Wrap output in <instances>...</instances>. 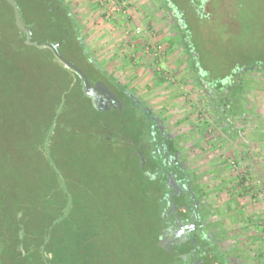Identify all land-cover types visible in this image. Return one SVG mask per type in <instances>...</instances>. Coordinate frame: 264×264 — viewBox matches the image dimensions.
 <instances>
[{
	"label": "rangeland",
	"instance_id": "1",
	"mask_svg": "<svg viewBox=\"0 0 264 264\" xmlns=\"http://www.w3.org/2000/svg\"><path fill=\"white\" fill-rule=\"evenodd\" d=\"M64 1L80 26L84 48L93 63L127 86L138 105L146 108L174 140L200 201L207 207L208 220L240 248L242 258L249 254L248 264H264V164L235 155L225 157L219 147L226 124L248 127L264 119V0H122L121 6H113V12L111 3L102 7L100 0ZM9 17V10L0 7L3 264L11 262L1 256L7 246L2 235L10 228L5 216L18 204L29 211L35 208L47 175V165L35 149L33 123L50 113L57 98L48 94L49 87L56 88L69 78L50 57L42 62L43 57L34 51L19 55L2 43L3 37H15L8 26ZM157 46L165 52L162 58L145 53V47ZM62 54L72 61L69 49ZM83 61L76 62L83 65ZM133 112L144 125L150 124L143 111L135 108ZM99 120L124 139L138 130L134 122L115 114L96 113L83 100L81 109L68 111L63 119L55 151L75 163L65 168V176L72 177L78 165L89 169L93 162L98 172L107 175L110 170L115 172V166L116 170L120 167L119 183L123 184L130 174V148L126 144L115 146L116 140L113 148L92 143L88 127L83 129L82 125L87 121L92 128ZM144 138V144L157 149L147 133ZM88 154L91 161L85 158ZM220 154L223 157L217 159Z\"/></svg>",
	"mask_w": 264,
	"mask_h": 264
},
{
	"label": "trees",
	"instance_id": "2",
	"mask_svg": "<svg viewBox=\"0 0 264 264\" xmlns=\"http://www.w3.org/2000/svg\"><path fill=\"white\" fill-rule=\"evenodd\" d=\"M15 1L25 24L31 29L33 41L60 44L62 56L63 50L69 49L73 54L71 62L83 70L91 83L103 81L113 90L125 112L98 110L83 94L77 77L60 65L49 50L26 46L16 28L13 7L0 0V7L9 10L8 26L15 34L14 39L3 37L2 43L19 55L34 51L43 57L42 62H47L50 57L69 77L67 82L55 85L56 88L49 87L48 94L57 95V98L50 113L33 123L35 149L47 165L44 188L39 189L40 199L35 208L29 211L28 207L18 204L5 216L10 228L5 231L8 232L5 236L2 235L7 246L2 248L1 256L10 258V264H175V257L159 247L158 243L167 224L164 214L170 203L183 204L187 200L172 195L167 184L166 172L169 169L164 163V156L156 152L161 147V140L151 117L153 115L138 105L127 86L93 63L84 48L80 26L69 4L64 0ZM181 32L183 37L188 38L183 30ZM80 58L84 60L83 65L76 62L82 61ZM10 60L13 61V58ZM195 62L198 63L197 59ZM83 100L96 113L115 114L126 122L136 124L137 132H132L128 139L107 129L102 120L92 128L87 126V121L82 125L83 129L88 127L86 133L93 138L92 143L113 148L115 144L112 141L116 140L118 145L116 143L115 146L126 144L130 148L127 182L119 183L120 167L116 170L115 166V172L110 170L107 175L98 172V166L93 162L89 169L78 165L72 177L65 176V168L73 167L75 163L62 159L55 151L57 137L68 111L81 109ZM135 108L148 116L150 124H143V120L134 114ZM22 114L28 117L27 112ZM146 133L151 143H157L156 150L143 143ZM168 146L172 152H178L172 141ZM141 157L145 160L143 165ZM85 158L91 161L89 154ZM2 210L5 211V208ZM248 257L243 256V264L248 262Z\"/></svg>",
	"mask_w": 264,
	"mask_h": 264
},
{
	"label": "flooded vegetation",
	"instance_id": "3",
	"mask_svg": "<svg viewBox=\"0 0 264 264\" xmlns=\"http://www.w3.org/2000/svg\"><path fill=\"white\" fill-rule=\"evenodd\" d=\"M151 117L161 140V147L156 152L164 156V163L169 169L167 177L174 174L179 184L178 191L171 188L172 195L187 200V203H175L174 211H171L169 205L164 214L167 224L161 232L158 245L161 244V248L175 257V264H243L240 248L232 244L233 241H229L221 229L208 220L210 215L207 207L200 201L193 178L185 169L174 140L160 122L154 116ZM171 141L178 152H172L169 148L168 143ZM168 153L170 157L167 158Z\"/></svg>",
	"mask_w": 264,
	"mask_h": 264
},
{
	"label": "water",
	"instance_id": "4",
	"mask_svg": "<svg viewBox=\"0 0 264 264\" xmlns=\"http://www.w3.org/2000/svg\"><path fill=\"white\" fill-rule=\"evenodd\" d=\"M14 10V20L19 36L23 40L24 44L28 47H34L38 50H49L56 61L62 65L66 70L74 74L79 80V84L81 90L85 96H87L92 104L98 109L102 111H118L121 113L125 112L122 102L118 99L117 95L109 88L103 81H97L95 83H91L87 77V75L81 70L78 66H76L73 62L64 58L60 51V44H55L53 42H44L37 43L33 41V35L31 29L25 24L22 16L20 8L15 0H5ZM161 134H164V130L161 127ZM167 148V147H166ZM141 156V154H139ZM170 157L169 153L167 158ZM142 165L145 163V160L141 157ZM167 184L170 188L179 190L178 181L175 178L174 174L168 175ZM171 211L175 210V203L171 202ZM159 247H162L161 244Z\"/></svg>",
	"mask_w": 264,
	"mask_h": 264
},
{
	"label": "crops",
	"instance_id": "5",
	"mask_svg": "<svg viewBox=\"0 0 264 264\" xmlns=\"http://www.w3.org/2000/svg\"><path fill=\"white\" fill-rule=\"evenodd\" d=\"M144 37L146 40V34ZM230 114L231 113H229V115ZM258 120L250 124L248 127L244 126L242 123H229L224 126V134H221L222 140L219 147L223 150L225 157L229 158L230 156L235 155L236 157H240L243 161L249 160L256 164H264V119H261V121L260 119ZM232 132H234V134ZM221 155L222 154H220L217 159L223 157ZM240 188L244 189L242 185ZM245 201L246 198L244 202ZM250 222L253 224V218H250ZM257 227L258 226L255 225V228Z\"/></svg>",
	"mask_w": 264,
	"mask_h": 264
},
{
	"label": "built area",
	"instance_id": "6",
	"mask_svg": "<svg viewBox=\"0 0 264 264\" xmlns=\"http://www.w3.org/2000/svg\"><path fill=\"white\" fill-rule=\"evenodd\" d=\"M100 6L102 7H108L107 3H111L112 6V12L115 11L116 9L113 8V6H121L123 4L122 0H100L99 1ZM145 53L151 57V58H157V57H161L164 56L165 52L163 51V49L160 46L157 47H145ZM162 58V57H161ZM232 165L234 166V163H232ZM262 233L264 235V225L262 226Z\"/></svg>",
	"mask_w": 264,
	"mask_h": 264
}]
</instances>
